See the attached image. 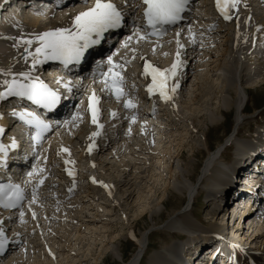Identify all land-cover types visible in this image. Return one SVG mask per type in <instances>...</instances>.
Listing matches in <instances>:
<instances>
[{
	"label": "bare ground",
	"instance_id": "1",
	"mask_svg": "<svg viewBox=\"0 0 264 264\" xmlns=\"http://www.w3.org/2000/svg\"><path fill=\"white\" fill-rule=\"evenodd\" d=\"M261 1L264 2V0H261ZM243 2L244 1L241 0V3L239 5L243 4ZM87 6H88V3L85 4L83 2V0H73L71 2H67L62 8L56 9L55 13L53 14V16H55V19L52 20V21H49V22L48 21H41L43 19V17H41V15H38V16L37 15H30V16L25 15L24 16L23 11L20 8H18L17 11H16V13H14L13 15H10L9 13H6L5 14L6 17L10 16L9 17V20L5 23V25H7L8 23H11V22L12 23H15V24L22 23V22H24V23L25 22H28L29 23V27L32 30H29V29H26L25 28L23 30V32L19 36H24L26 38H31L32 35L35 34V33L47 31V30H50V29H54L56 27H61L62 26L61 24L63 22L70 23L71 18L76 13H78V12L86 9ZM239 8H241V6H239ZM205 13L208 14L209 15L208 18L211 19L210 22L208 21V23L214 22V18H213L214 15H215L214 11L208 10V11H205ZM256 17H259V16H256ZM237 19L238 20H236L237 21V23H236V27H237L236 30H237V32L236 33H238V36L237 37H239L240 41L242 42V46H241V48L239 47V53L240 54L239 55L238 54L235 55V60H239V59L242 60V58L245 55V50L248 51V49H250V47H251V41H252V39L250 38L251 36L249 37V35H250L251 32H253V30L255 31V27H253V28L251 27V24L252 23L250 24L249 13L248 12L247 13L246 12H243V14L242 15H239V17ZM257 19L258 18H256V20ZM254 21H255V19H254ZM1 22H2V18L0 20V23ZM256 24L258 25L259 22H257ZM184 25H186V27L188 29L187 30V34H189V36L192 37V39H195V43H194L193 46H190L187 49H186V46L184 44H181V45H183V47H181L179 49V53H180L179 60L180 61H182V54H184V53L185 54L186 53L188 54L187 56L189 57V60L191 62H193V64L195 63V65H196V63H200L201 60L203 61V59H204L203 57H205L204 60L206 62L210 60V62H211L210 66L211 65H214L218 60H220V58L222 57V55L224 54V52H222V49L220 51L219 45L222 43L223 44V47L222 48H224V46H225L224 44L228 41L226 39H224V40L221 41V38L222 37L225 38L226 35H228L229 32L226 33L223 28L222 29H219L218 28V24H217V29L218 30H216L215 32H212V31L210 32L206 28V26H202L201 25L199 28H198V26H196V27H193L192 26L191 27L192 34H190L189 33V25H190V23H189V25L188 24H184ZM257 29L258 28H256V30ZM259 29H260V31L261 30L264 31V22H263V24H260ZM234 31H235V29H234ZM124 35L125 36H130V35H132V32L129 29H127L125 31V34ZM171 38H172V41H174V42H172L170 44L169 43L167 44L169 46V50H167L166 52H167V54H170L171 53V55L175 56V59L174 60H176L177 59V56H176V52H177V36H176V31L173 32ZM263 38H264V36H263ZM178 39H179V42L182 41V37L181 36H179ZM18 40H19V38H17L16 41H14L13 38H11L9 40V41H13L14 44H16L15 45L16 47L14 49L12 47L10 48V45L7 46L10 49V56H11V54L13 55V58L12 59H9V56L5 57L4 56L5 55L4 53H0V59H1L0 60V69H6L7 70V69L10 68L12 72L19 73V72H26L30 68H32L31 57H28L27 60H25L24 58L20 57L19 52H20L21 48L24 47V46H26V45L23 42H18ZM233 40H235V39L233 38ZM123 42H127L128 43V48L122 47V50H123L122 52L124 54H126L127 57L128 56H131V51H129V49H135V52L136 53H138L140 51L139 53L141 54V56L142 57L145 56L147 58L148 56H153L154 53H157V52H159L162 49L165 50L166 49V46H167L165 43L164 44L163 43L156 44L152 40H139L138 41L135 36H133V39L130 42H128V41H123ZM235 44L238 45L237 43H235ZM11 45H12V42H11ZM36 46L37 45L34 42L33 45L30 47V51H33L34 52ZM237 47L238 46H235V48H237ZM129 53H130V55H129ZM214 56L217 57V58H214ZM134 57H135V55H134ZM212 58H213V60H211ZM135 59H136V57L134 58V60ZM245 61H246V59H245ZM251 61L254 64L253 59ZM260 62H261V60H260ZM203 63H205V62H203ZM235 63H234V65H235ZM238 63H240V61H238ZM241 63L243 64V62H241ZM193 64L192 65H190V64H187L186 65V64H183V61H182V64L178 68V71H177L176 76L174 77V79L172 78L170 80L171 85L175 81H178V85L179 86L177 87V91H176V95L177 96H179V94H182V97H183L184 96V92H187L186 89H188V91H190V93H192V91L189 90V89H192V85L193 84H191V83L193 81H191L189 83L188 87L186 85L188 83V80L192 77V76L190 77V74H192L193 72L196 71V67H194ZM247 64L249 65V62ZM130 65H132V63ZM204 65L207 66V64H204ZM39 66H40V64H37L35 66V69L31 73L32 76L38 74ZM198 66H199V64L197 65V67ZM220 66H218V67H220ZM260 67H262V66H260ZM260 67H258V68H260ZM207 68H209V67H207ZM238 68H239V65H238ZM244 68H246V66ZM232 70H234V69H232ZM239 70H240V68H239ZM235 71H237L236 68H235ZM245 71H247V72L244 74V77L243 78H245V77L251 78V77H255L256 76V71L254 69H252V67H249L247 70L245 69ZM227 72H228V70H227ZM201 73H203V72H201ZM212 73H214V72H212ZM209 74H211V73L207 72V75H209ZM241 74H239V75H241ZM260 74L262 75V72ZM217 75L219 76V74H217ZM220 76H222V75L220 74ZM5 78L10 79L11 76L5 77L4 75L0 74V82H2ZM233 78L234 77H232L231 79H233ZM212 79H214V78H212ZM261 79L262 80L258 84H254L253 87H256L257 88L261 84H264V79L263 78H261ZM206 80H208V79H206ZM215 81L217 82V80H215ZM202 83L203 82H201V84ZM207 83H208V81H207ZM211 84H209V85H211ZM216 84L217 83H215L214 86ZM225 86H227V85L225 84ZM1 87H2V83H0V88ZM231 87H233V86H231ZM218 88H219L218 91L221 94L223 93L225 96L226 95L229 96V100L227 98V100H228L227 102H228V104L231 103L230 106L231 105H235V106L237 105V111H236V115H235V119H236V121H235L236 122L235 132H234V134L232 136H230V138H228L226 140V142H228V140H233V142H235V144H230L227 147L229 149V148H231L232 145L235 146V147H232V149L233 148L235 149V154H236V158H237L234 163H232V164H228V163L227 164H224L223 163L220 166H216L217 163L221 159L225 158L224 157V154L222 152V150L226 146V144L224 143V144L218 146L215 151H213L209 156H207V159L204 162L205 164L202 167V171H201V174L202 175L200 174L201 176H200V178L198 180V183H194V181H193V172L192 171H194L196 168H194L195 167L194 164L192 165L190 163V160L184 162V151L182 152L181 150L178 149L180 147V145H179L178 148H176L177 150H174V151H173V149H175V148L172 149L171 146H167L166 147V145H165V142L166 141L167 142L168 141L170 142L168 144L173 145L172 144L173 141H175L176 139L178 140V138H179L175 134L177 132L180 133V131H178V126H179L180 123L177 121L179 119H176L175 120V119H172L170 116L168 117V114H166V112H164L163 114H160L159 115V121H156V123L158 122V124H159V125H155V128L158 131V132H156V135H157L156 142H154V137L156 136L155 133L154 132H151V131H148L149 130L148 127H146L144 125L141 126V124L143 122L141 119L135 120L132 123L131 122H128V124L131 123V132H133V133H136L137 132L136 134H140V136H141V137H139L140 138L139 139L140 140V144L138 145V147L136 148V145H134L135 147H133V148L130 147L133 144H135V142L134 143L132 142L133 139L130 138L133 135V133L130 132V134L128 136H126V139L124 138L125 140H124V142H122V144L119 143V142L112 143V144H115L116 143L117 149H112V144H110V147H109L108 151L110 152V155L111 154L113 155V156H111L112 158H110L111 160L109 159V161H110L111 164L108 163L107 160H105V161H102L103 159L101 161L99 160L100 161L98 163L99 166L104 167V165H105V167H107V169L108 168L109 169L111 168V169L114 170L115 173L117 171L120 174L121 172L118 171V168L119 167H117L120 164V163H118V162H120V159H122V157H124V158L127 157V160L131 159V160H129V162H127V164L125 163L124 166L121 167L122 170H125L124 172H125V174H127V176L126 175L124 176L125 177V180L122 183L118 179L120 183H117V184L118 185L121 184V188H122L121 191L123 193L120 190L119 191L123 195L124 194H127L128 197L126 199H128V200L131 199V203H137L138 204L139 208H138V210L136 212V218L137 217L138 218H141V217L145 216V214H147L146 212H150L151 209L153 208L152 211H151V213H150V217H151V220H153L155 222L154 225H152L151 227H149L146 230H144L140 234V236L135 237V242L137 243L136 250L133 252V254L131 255V257L127 261H124L123 262V264H140V262H141V260H142V258L144 256V253L147 250L148 245H149V234H150L151 230L154 231V229H158V228H161L162 231H168V232L172 233L173 234L172 237H174V238H181L180 235L187 234L188 235L187 236L188 237V240L186 242H182V241L179 240L178 242H173L171 244H168V246H166L165 248H163L161 250H156L149 257L150 258V262L152 264H175V263L177 264V263H183L184 258L187 259V255L185 254L184 257H180L179 252L182 254L184 252V250L187 247H189L190 244H192L191 243L192 240H200V238L203 239V242H202V245H201V249L202 248L203 249H202L201 257H199V259H197V260H199L201 262H204V263H207V264H221L225 260V257H224L225 244L224 243H226L228 239H231V240L234 239V237L235 238H238L245 245L247 244L254 251H259V253L257 255H255L254 261H252V263H249V264H264V211H263L262 206H261V204L263 203L262 200L259 201L260 203L257 202V201L253 202V203H255V205H257L256 209H255V207L253 208V204H250V202H244L243 204L242 203H239V205L232 204L231 205L232 206V210L230 212L229 211H224L223 217L224 218H227V216L229 215V218L231 219V222L234 221V223L231 224L230 228H232L235 232L232 230V232L229 233V230H228L226 232L225 238L222 241L219 240V241L213 242V243H207L210 240L208 238V236H207L209 234L208 232H210L212 230H219V229L224 230V228L223 227L221 228L220 224H218V223L215 224V226L213 225L214 227H211V228L210 227H206V226H204L199 221V219L195 218L193 216V214H192V210H193L192 208H193V206H195V203L198 201V198H196V196L198 194L199 195L202 194L200 192H202L204 190L203 192L206 193V197L207 198L214 197V195L219 191V190L216 189V185H217L216 179H219V178L223 177L224 178L223 186H225L226 184H228V181H226V177H228V175L230 176V174H232V166H234L238 161H241L246 155H248L251 151H253L257 147V145L259 146V144L262 141H264V131H261V132L259 131V133L256 132L254 134V137L255 138L253 137L252 140L251 139L248 140L250 137H248L247 139H240L241 138L240 136H241V133H242L241 125L243 124V121H244V114H246L245 113L246 104H247L248 100H250L252 98L251 95H250V91L253 90V89L252 88H249V87L247 89L246 88H243V91L241 93L239 92L237 94L235 90H232L230 88L227 89L226 87H224V85L223 86H220ZM195 89H197V88H195ZM213 89L214 88L212 87V90ZM0 91H4V90L0 89ZM208 92H209V90H208ZM213 93H214V90H213ZM216 94H218V93H216ZM195 95H197V94H195ZM198 95H200V94L198 93ZM185 98H187V97H185ZM194 98H196V97H194ZM207 98H204V99H207ZM169 101L170 100H168L167 102H169ZM1 103H2V99H0V105H1ZM164 104H166V102H164ZM187 104H189V103L187 102ZM219 104H220V102H219ZM196 106H198V105H196ZM112 107H115L116 108L117 106L114 105ZM192 107H194V106H192ZM203 107H201V108H203ZM215 107H217V106H215ZM198 108L199 107H197L196 110H198ZM231 108H232V106L229 109L226 108V110L220 109L219 112L225 118V113L224 112H227V113L230 114L231 113ZM200 110H203V109H200ZM77 111H79V109H74L73 110V112H77ZM214 111H215V108H214ZM217 111H218V108H217ZM116 112H118V111H116ZM215 112H214V114H216ZM176 113L178 114L179 112L177 111ZM210 114H212V112ZM83 118L84 117L81 114V116L75 121L74 124L73 123L66 124L65 126L67 127V130L64 133L57 134V137H56V140L59 141V145L56 148V150H57L56 154L59 155L60 158H63L64 163H65L66 160L70 161L67 165L65 164V167L64 168H68L69 171H71V172H72V170H75V161L72 158L71 151L67 147V144L62 143L63 142L62 140L64 138L63 137L64 134L65 135L66 134H69V135H71V136L74 137L76 135V132L79 131L80 128L81 129L83 128L82 127V123L85 120ZM71 119H72V115H71V117L68 120L70 121ZM5 120L3 119V117L0 116V123H1V121H5ZM218 121H219V117L217 115H215V118L211 122L214 125ZM181 124H180V126H181ZM141 127H143V129H144L143 132H141ZM84 131H85V129H84ZM109 132L112 133L113 131L110 130ZM207 133H205V140H206V143H207V147L211 150V147H210V144H209V140H208V134ZM80 134L81 133H79L78 135H80ZM78 135H76L75 138H77ZM187 135H185V136H187ZM135 137H136V135H135ZM92 138L93 137H90L88 135V132H87L86 133V139H83L82 140V143L85 140L84 145H81V143H80V145H78V144H75V145L78 148L82 147V150L87 151V153H89L88 152L89 151V145L91 144V141L90 140H92ZM136 138H138V137H136ZM179 139L181 141L180 142V144H181L182 141L184 139H186V137L185 138L184 137H181ZM46 141L47 140H45L43 146L46 145ZM184 141H186V140H184ZM131 142H132V144H131ZM138 142H136V143L138 144ZM48 145H49V147H47V148L50 149V144H48ZM181 147H182V144H181ZM62 148L68 149V151L67 152L61 151ZM208 148L206 150H208ZM131 149L136 150L135 152L137 153V155L139 157V160H135L134 157L133 158L131 157L134 154L133 151H131ZM196 151L198 152V150H196ZM99 152H100V150H99ZM197 154L201 155L202 154V151L198 152ZM44 155H46V151H45ZM193 155H194V153H193ZM82 158H83V156H82ZM168 158H169V161L170 162H173L174 164L176 163V166H177L176 168L177 169L172 168L170 165L168 166L167 164H166L167 165V167H166V165H165L166 162H164V161L166 159H168ZM94 159L96 160V158H94ZM95 160H92V161H94V163H96ZM116 162L118 163V165H117ZM121 162H122V160H121ZM167 162H168V160H167ZM58 164H61V163H57L56 165H58ZM48 165L49 164H47V166ZM79 165L80 164H78V166ZM85 166H87V164ZM120 166H122V165H120ZM105 167H104V169H105ZM81 168H83V167H81ZM56 169H57V167H56ZM97 169L98 168H95V170H97ZM58 170L60 171V168H58ZM78 170H79L78 171V181L79 180L81 181V179H87V180H90L91 179L93 181V178H95V176H96L94 174V172H93L94 169L92 171L91 169L88 168L87 170H84L83 169L84 170L83 171V170H80V168H78ZM99 170H101V169H99ZM167 170H168V172H166ZM96 173L99 174L98 171ZM112 174H114V173L112 172ZM99 175L101 176V174H99ZM107 175H108V173H107ZM249 175L250 174H244V179H250V176ZM115 176H117V175H115ZM251 176L253 177L252 174H251ZM115 178H118V177H115ZM119 178L121 179L122 176L119 177ZM104 179H102V180L96 179V181H99V186L92 184V187H89L88 186V187L82 188L81 191L78 190V192L76 193L77 194V198L75 196V199L72 200V203H75L76 202L78 204V206L81 207L80 208V211H78V212H81V214L78 213L80 216L79 215H77V216H79V217L82 216V218H79L78 221L80 219L81 220H84V221H87V223H88L87 225L88 226L87 225H85V226L88 229H90L89 232H92L91 230L94 229L95 231L94 230L93 231L95 233H98L99 232L98 234L102 233L100 231L102 228L99 229L97 227L96 222H95L96 221L95 219H93V220L90 221V218H86V217H90V216L88 214L89 212H87V214H86L84 212V210L85 209H87L88 211L89 210L90 211L91 210H94V211L96 210V207H97L96 202L98 200V196L97 195H103L102 197H104V200H106L105 199L106 197L104 195H109L110 196V195L115 194L114 193L115 187H119V186H115L114 187V184L115 183L113 184L112 179H110V178L108 180L107 179L104 180ZM118 180H117V182H118ZM161 180H164L166 182L165 186H163V187H165L164 188L165 189L164 191L166 193H168L167 190H169V188L171 186V187L175 188L177 190V192L179 191V193H181L182 195H186V200L187 201H186V203L184 204V206L182 208L176 209L172 213V215L169 216L168 219L164 220L163 223H158L157 224V220H158L157 218L158 217L160 218V214L161 213L158 214L156 212V210H155V207L156 206L155 205H158V203H160V205H163L165 207V201L163 200V198L161 196H157L156 197V193L158 191L157 190L158 185L160 183H162ZM64 183H65V185L67 184L66 182H64ZM81 184H79V185H81ZM105 185H107V187H105ZM161 185H159V186H161ZM81 186H83V185H81ZM64 187H65V191L67 192L69 190V184H67ZM66 194H68V192ZM150 195L156 197L155 201L153 200L154 202H152V201L149 200V196ZM66 196L67 195H60V197H58L59 198L58 199V198L50 195V193H49L47 199H44L45 197H39L38 200H37V202L33 204V206L35 208L29 214L30 215L29 216V219L32 220V223H31L32 225L29 224V223H27V220L25 219V217H23V222H21L20 216L17 215V216L14 217V219L12 221L15 224V232H14V234L22 242H24V241L25 242H24L23 245L21 244V245L15 246L12 249V253H9V254L7 253L8 255L6 254L5 257L2 260H0V264H47L46 262L43 263L44 262L43 260H47L48 257H46L45 259H42L43 258V255L44 256H47V255L50 256L51 255L55 259L56 255H54L55 253H53L55 251H54L53 247H51L53 244L52 245L50 244L49 245L50 247H49L47 245V242L48 241H46V238H45L44 234H42V235L40 234V232H44V229L40 226L41 223L39 221H40L41 218H44L46 224H49V226L47 228V230H48L47 232L53 231V228L51 230V227H53V225L56 224V221H58L60 219V218H58V216H56V214L54 213V210L53 209H55V208L62 209L63 207H62L60 201L63 199L62 200L63 202H68L65 199ZM119 196H121V195H119ZM116 197H118V196H116ZM118 198H120V197H118ZM94 200H96V202H94ZM99 203L101 204V202H99ZM110 203L111 202H109V206H110ZM153 203H156V204L154 205ZM102 204H104V203H102ZM203 204L204 203L201 202L200 205H203ZM33 206H31V207L33 208ZM103 207H105V206L103 205ZM208 208H209V206H208ZM100 209H101V207H100ZM87 210H85V211H87ZM33 212L35 213V218H33ZM83 212L85 213L84 215H83ZM106 212H107V209L105 208V213ZM156 216H157V218H156ZM73 217H75V216H73ZM101 217H102V215L100 216V218ZM94 218H96V217H94ZM246 219L248 221L247 226L245 224ZM66 223H65V225H66ZM9 225L10 224L8 223V226ZM33 225L35 227H37L38 229L37 230H32L30 228V226H33ZM79 225H78V227H79ZM34 226H33V228H34ZM104 226H102V227H104ZM78 227L76 226L75 234L71 233V236H70V240H71L70 241L71 242V247L70 248L73 249L74 253L77 251V249H78V251L80 250V248L78 246L79 245L78 243H81L80 244L81 246L84 245V242H86V244L89 243L87 241H84L83 244H82V241L83 240H81V241L78 242V239H79L78 235H79V233L81 231L80 229H78ZM106 227L107 226H105L104 228H106ZM72 228L73 227H71V230H72ZM61 229H63V228H61ZM98 229H99V231H98ZM227 229H229V228L227 227ZM73 230H75V229H73ZM33 231L34 232H38L39 233V236H40V244H39L40 249L38 248L40 250L39 254L36 251H33V247L31 245L32 243L28 242V237L30 236L31 233H33ZM68 232L70 233V229H69ZM93 233H91V234H93ZM65 234H67V233H65ZM80 235L83 236L82 234H80ZM118 235L119 234L111 235V237H109L107 243L102 242V243H104V245H102V246H104L103 249L101 247L102 251L101 252L99 251L100 253L97 254L98 256L97 257H94L96 259L92 260L91 258H89V259H91V262L89 264H98L100 262L99 260H101L104 257V254L108 250V247H112L113 246L115 248L114 243L118 240ZM58 236H61V235L59 234ZM101 236H103V235H101ZM53 238L55 239V236ZM65 238H66V236H65ZM86 239L88 240V238H86ZM62 241H64V239ZM67 242H69V241H67ZM70 242H69V244H70ZM61 243H63V242H61ZM61 243H60V245H61ZM91 244H94V243H91ZM55 246H56V244H55ZM77 246H78V248H77ZM57 247L56 248L54 247V248L57 249ZM64 247H63V249H64ZM84 247H85V245H84ZM84 247H82V248H84ZM61 251L62 250H60V256L63 255V253ZM73 251L70 250V249H69V251H67L68 253H66V251H65V253H66V259L67 260L65 258H62V259L68 261L69 259L72 258L74 260V262L75 261H78V259H77L78 256L76 255V253L73 256L71 255ZM89 251H90V249H89ZM58 252H59V250H58ZM120 252H121V250H120ZM85 253H87V254H85L86 255L85 257H87V256L89 257V256H91V254L94 255L93 252L90 253V252L87 251ZM82 254H83V252H82ZM61 257H64V256H61ZM66 261H65V263H66ZM59 263H61V261ZM78 263H80V262H78Z\"/></svg>",
	"mask_w": 264,
	"mask_h": 264
},
{
	"label": "rangeland",
	"instance_id": "2",
	"mask_svg": "<svg viewBox=\"0 0 264 264\" xmlns=\"http://www.w3.org/2000/svg\"><path fill=\"white\" fill-rule=\"evenodd\" d=\"M254 5H255L254 6L255 9L254 10H251V8L249 7V5L244 3V8L241 9L242 11L245 10L246 13L248 12L249 15H251L250 16V24L252 23L251 24V27L252 28L255 27V31L253 30L254 33L251 32L250 35H249V37L251 36L250 38L252 39V48L250 49V52H249V50L248 51L245 50V55L242 58V60L241 59L235 60V55L239 52V47L242 46L241 42L239 43V41H238L239 40L238 39L239 37H237L238 36V33H236L237 32V30H236L237 29L236 23L234 21L233 22H227V23L220 22L219 23L220 28H223L226 33H228V32L229 33H228V35H226L225 38L221 36L222 37L221 38V41L224 40V39H226L228 41L224 44L225 45L224 48H222L223 47V44L222 43L219 45L220 51L222 49V52H224V54L222 55V57L220 58V60L217 61L219 64L216 62L218 65L215 63L214 65H211L210 66V64H211L210 60L206 62L204 60L205 57H203L204 58L203 61L201 60L200 63H196V65H195V63L193 64V62H191L189 60V57L187 56L188 54L187 53H186L187 55L184 54L183 55V58H182L183 59V62L186 61L187 64H190V65L193 64V66L196 67V71L193 72L192 74H190V77L191 76L192 77L188 80V83L186 85L188 87V85H189V83L191 81L194 82V83L193 82L191 83V84H193L192 85V89H189V90L192 91V93H190V91H188V89H186L187 92H184V96H183L184 98L182 97V94H179V96H174V99H173L172 102L166 104L167 107H169V109H168V117L170 116L172 119H175V120L176 119H179L177 121L180 124L182 123L181 126L178 123L179 124L178 131H180L181 134L179 132H177L178 134L176 133L175 135L178 136L179 138H181V137H184L185 138L186 137V139H184L186 141H184V140L182 141V143H181L182 144V147H181V144H180L181 141H180L179 138H178V140L176 139L175 141H173L172 144L174 146L171 145V144H168V143H170L169 141L168 142L166 141L165 142V145H166V147L167 146H171L172 149L175 148V149H173V151L174 150H177L176 148H178L179 145H180V147L178 149L181 150L182 152L184 151V162L190 160V163L192 165L194 164V166H195L194 168H196L194 171H192L193 172V181H194V183H198V180H199V178L201 176L200 174H201V171H202V167L205 164L204 162L207 159V156H209L210 155V152H211L210 149L207 147V143H206V140H205V133L208 132L207 134H208L209 144H210L211 150L214 151L218 146L224 144V142L228 139V137L230 138V136H232L234 134L235 128H236V126H235L236 125L235 115H236V111H237V105L236 106L235 105H231L232 106L231 113L229 114L227 112H224L225 113V118H224L220 114L219 110L220 109L226 110V108L229 109L231 107L230 106L231 103L228 104L227 101L229 100V96L226 95L227 96L226 97L223 93H222L223 94L222 95L218 91L219 90L218 87L224 85V87H226L227 89L230 88L232 90H235L237 94L239 92L241 93L243 91V88H246V89L248 87L249 88H252L253 90L250 91V95H251L252 98L250 100H248V102L246 104V108H245V113L246 114H244V121H243V124L241 125L242 133H241V136H240L241 138L240 139H247L248 137H250L248 140H250V139L252 140V138L254 137V134L256 132L259 133V131L260 132L261 131H264V84H261L257 88L256 87H253L254 84H258L262 80L261 78L264 79V75H263L264 74V68H263L264 67V63H263L264 62V38H263L264 31H262V30L260 31V29H259L260 24H263V22H264V2L261 1V0H255ZM256 16H259V17H256ZM256 18H258V19L256 20ZM44 19L49 22V21L54 20L55 19V16H53L51 10H48L46 16H44ZM254 19H255V21H254ZM257 22H259L258 25L256 24ZM26 23H27L26 25H29L28 22H26ZM256 28H258V29L256 30ZM234 29H235V31H234ZM233 38L235 40H233ZM184 41L187 42V40H185V39H184ZM235 43H237L238 45H236ZM235 46H238V47L235 48ZM167 49H168V45L166 46V49L165 50L162 49L159 52L154 53V56H156L159 59V61H163L164 60L165 63L170 62L169 59H168L169 58L168 57V54H165L166 51H167ZM214 58H217V57L214 56ZM245 59H246V61H245ZM252 59L254 61V64L251 61ZM211 60H213V58ZM260 60H261V62H260ZM238 61H240V63H238ZM203 62H205V63H203ZM235 62L239 65L240 70L238 68V65ZM241 62H243V64ZM248 62H249V65L247 64ZM234 63H235V65H234ZM133 64H134V67L136 68V66H137L136 61H134ZM198 64H199V66L197 67ZM204 64H207V66L204 65ZM218 66H220V67H218ZM245 66H246V68H244ZM260 66H262V67H260ZM207 67H209V68H207ZM249 67H252V69H254L256 71V76L255 77H251V78L245 77L246 78L245 79V78H243L244 77V74L247 72V71H245V69L247 70ZM258 67H260V68H258ZM235 68H236L237 71H235ZM232 69H234V70H232ZM227 70H228V72H227ZM201 72H203V73H201ZM207 72H209L211 74L207 75ZM212 72H214V73H212ZM261 72H262V75L260 74ZM217 74H219V76ZM220 74L222 76H220ZM239 74H241V75H239ZM232 77H234V78L231 79ZM212 78H214V79H212ZM204 79L205 80L208 79V80L205 81ZM215 80H217V82ZM207 81H208V83H207ZM201 82H203V83L201 84ZM215 83H217L216 84L217 86L215 85L216 87L214 86ZM209 84H211V85H209ZM225 84L227 86H225ZM231 86H233L234 88L231 87ZM212 87L214 88L213 89L214 90V93H213ZM195 88H197V89H195ZM208 90H209V92H208ZM198 93L200 95H198ZM216 93H218V94H216ZM195 94H197V95H195ZM185 97H187V98H185ZM194 97H196V98H194ZM204 98H207V99H204ZM227 98H228V100H227ZM186 101L189 104H187ZM219 102H220V104H219ZM196 105H198V106H196ZM192 106H194V107H192ZM200 106L201 107L204 106L206 109L204 107L201 108ZM215 106H217V107H215ZM197 107H199L198 110H196ZM214 108H215V111L216 112L214 111ZM217 108H218V111H217ZM200 109H203V110H200ZM177 111L179 112L178 114L176 113ZM211 112H212V114H210ZM214 112L216 114H214ZM215 115H217L219 117V121L216 122V124L213 125L211 121H213V119L215 118ZM85 127H86L85 128V131H84L83 128L82 129L80 128V130L76 132V135H78L79 133H81L80 135H78L77 138H75L76 135L74 137L71 136V135H64L63 136L64 138L62 140L63 141L62 143L67 144V147L71 151L72 158L75 161V170L72 172L73 175H71L70 178L68 177V178L63 179V182H66L67 183L71 179H78V171H79L78 168H80V170H83V169L84 170H87L89 168L92 171L94 169L93 172L96 175L95 176V180L96 179L102 180L104 178L108 180L110 178V179H112L113 184L115 183L114 184V187L115 186H119V187H116L118 189H116V191L114 192L115 194L110 195V196L109 195H104L106 197L105 198L106 200H104V197H102L103 195H97L98 196L97 202H96V200H94V202H96V205H97L95 211L94 210H91V211L89 210L88 211L87 209H85L87 211L84 210V212L86 214H87V212H89L88 214H89L90 217H86V218H90V221L93 220V219H95L96 220L95 222H96L97 227L99 229L102 228L100 230L102 233H100V234H98L99 232L98 233H95L94 232L95 230L92 229V228H91L92 229L91 230L92 232H89L90 229H88L85 226V225L88 224L87 221H84V220H81V219H80L81 221L79 220L80 222L78 221L79 218H82V216L79 217L80 216L79 214H81V212H78V211H80V208L81 207H79L76 202L75 203H72V200L75 199V197L70 198L68 200V202H62L61 203V205L63 207L62 209H60V208L53 209L54 210V213L56 214V216H58V218H60L58 221H56V224H54L53 227H51V230L53 228V231L47 232L48 231L47 230L48 225L45 224V223H41V224H42V228H44V230H45V232H43L42 234H44V236L46 238V241H48L47 242V245L48 246L50 244L51 245L52 244L54 245V246L52 245L51 247H53V249L55 251L53 253H55L54 255H56V257L54 259L51 255L50 256L52 258L50 256H48V255L47 256H44L42 254L43 255V258L42 259H45L46 257H48L47 260H43L44 261L43 263L46 262L47 264H52V263L53 264H58L61 261V263H59V264H67V263L68 264H77L78 262H80L78 264H81V263L82 264H89L91 262V259L92 260L96 259L94 257H97L98 256L97 254H99L102 251V249L104 247L102 245H104V243H107L108 242L109 237H111V235L119 234L118 235V240L114 243L115 248L113 246L112 247H108V250L104 254V257L101 260H99L100 262L98 264H123V262L124 261H127L131 257V255L133 254V252L136 250L137 243L135 242V237L140 236V234L144 230H146L147 228L151 227L155 223L153 220H151V217H150V213H151V211H152L153 208L151 209L150 212H146L147 214H145V216H143L141 218H138V217L136 218V212H137V210L139 208L138 204L137 203H131V199L130 200L126 199L128 197L127 194H124L123 195V194L120 193V191L122 190L121 184L118 185L117 183L123 182L125 180V177L124 176L125 175L127 176V174H125V172H124L125 170H122L121 167H123L125 163L127 164V162H129V160H131V159L127 160V157H125V158L122 157V159H120V162L117 161L118 163H120L119 165L116 162L117 165H118V166L117 165L116 166L119 167L118 168V171L121 172L120 173L121 175H120L117 171H116V173H117L116 174L114 172V170L111 169V168L110 169L109 168L107 169V167H105V165H104V167H105L106 170L104 169V167L98 165V163L102 159L105 160V158L107 157V154L104 155L102 152H97V151H95V152L93 151L91 153L90 152L87 153V151L82 150V147L78 148L75 145V144L80 145V143H81V145H84V142L82 143V140L83 139H86V133L89 131L88 130L89 129V125L86 124ZM136 133H133V135L131 137V139H133L132 142L133 143L135 142V144H133L132 146H130L131 148L135 147L134 145H136V148H137L138 145L140 144V140H139L140 138L139 137H141V136H140V134H136ZM135 135L138 138H136ZM185 135H187V136H185ZM56 137L57 136H54L50 141H48V144H50V147H53V150L52 151H51V149H48V157H49L50 160H53L54 159V161H58V162L61 163L60 166L57 167L56 173L58 175H63L64 173H66V170L63 169L65 167V163L63 161V158H60L59 155L56 154V152H57L56 148L59 145V141L56 140ZM120 142L122 144V142H124V139L122 138V140ZM132 142H131V144H132ZM136 142H138V144ZM114 147H117V145H114ZM232 147H234V145H232L231 148L227 149V151L223 153L225 158L221 159L220 160L221 162L219 161L216 166H220L221 164H223L224 163L223 162L224 160H227V161L230 160L228 164H232V163H234L236 161L235 160V156H234L235 155V149L234 148L232 149ZM207 148H208V150H206ZM196 150H198V152L202 151V154L201 155L197 154L198 152ZM131 151H133V153H134L133 154L134 156L132 155L131 157L132 158L134 157L135 160H139V157H138L137 153L135 152L136 150L131 149ZM193 153H194V155H193ZM82 156H83V158H82ZM94 158H96V160ZM92 160H95L96 163H94V161H92ZM121 160H122V162H121ZM167 160H168V162H167ZM164 162H166L165 165L167 164L168 166L170 165L172 168L177 169L176 168L177 167L176 166V163L174 164L173 162H170L169 161V158L166 159ZM78 164H80V165L78 166ZM86 164H87V166H85ZM120 165H122V166H120ZM167 165H166V167H167ZM81 167H83V168H81ZM58 168H60V171L58 170ZM95 168H98V169L95 170ZM99 169H101V170H99ZM95 171L96 172L98 171V173L101 174V176L99 174H97ZM111 171L114 174H112ZM166 172H168V170ZM107 173H108L109 176L107 175ZM115 175H117V176H115ZM121 176H122V178L120 179L119 177H121ZM115 177H118V178H115ZM115 179H116V182H115ZM118 179L120 180V182H119ZM117 180H118V182H117ZM81 181L86 184L90 180L81 179ZM161 182L162 183H160L159 185H161V184L162 185L161 186L158 185V188H157L158 191L156 193V197L157 196H161L163 198V200L165 201V207L163 205H160V203H158V205H155L157 202L156 203H153L156 206L155 207L156 212L158 214L161 213L160 214V218L159 217L157 218V216H156V218L158 219L157 220V224L158 223H163L164 220L168 219L169 216L172 215V213L176 209L182 208L184 206V204L186 203V201H187L186 200V195H182L181 193H179V191L177 192V190L175 188L171 187V186H170L169 190H167L168 193H166L164 191L165 190L164 189L165 187H163V186H165L166 182L164 180H161ZM92 184L99 186L97 184V182H93L92 181L91 182V185L89 183V187H92ZM55 191H57V189H55ZM203 191L200 192L202 194H200V195L198 194L196 196V198H198V201L195 203V206H193V208H192L193 209L192 210L193 216L195 218L199 219V221L204 226H206V227H210L211 228V227H214L215 224L218 223V224H220L221 228L222 227L224 228V231L227 232L229 230V233L232 232L233 229L230 228V226H231L232 223H234V221L231 222V219L229 218V215L227 216V218H224L223 217V214L219 215V214H217L215 212H210L209 211V208H208V206L210 204V202H209L210 198H207L205 196L206 193L203 192ZM115 195L118 196V197H120L121 199L118 198V197H116ZM119 195H121V196H119ZM150 196H149V200L152 201V202H154L155 199H156V197L155 196H152V195H150ZM76 198H77V195H76ZM99 202H101V204ZM109 202H111L110 203V206H109ZM201 202L204 203V204L203 205H200ZM102 203H104V204H102ZM103 205L105 207H103ZM100 207H101L102 210L100 209ZM105 208L107 209V212L106 213H105ZM84 212H83V215L85 214ZM77 215H79V216H77ZM101 215H102V217L100 218ZM73 216H75V217H73ZM94 217H96V218H94ZM41 221H43V220H41ZM65 223H66V225H65ZM245 224L247 226V224H248L247 219H246ZM78 225H79L80 228L78 227ZM104 225L107 226V227L104 228L105 227ZM76 226L78 227V229L81 230L80 233H79V235H78V237H79L78 242L81 241V240H83L82 241V244H83L84 241H87L89 243L86 244V242H84L85 247H84V245L81 246L80 245L81 243H78L79 244L78 246H79L80 250L78 251V249H77V251L75 252L76 255L78 256L77 257L78 261H75L74 262V260L72 258L69 259L68 261H66L67 260L66 259V253H68L67 251H69V249L73 251V249L70 248L71 247L70 236H71V233L75 234ZM102 226H104V227H102ZM71 227H73L72 230H71ZM227 227L229 229H227ZM61 228H63L64 230L61 229ZM68 228L70 229V233L68 232L69 231ZM73 229H75V230H73ZM99 229H98V231H99ZM65 233H67V234H65ZM91 233H93V234H91ZM57 234L58 235L60 234L62 237L65 235L66 238H65V236L62 238L61 236H58ZM80 234H82L83 236H81ZM53 235L55 236V239L53 238L54 237ZM101 235H103V236H101ZM172 235L173 234L170 233V232H168V231H162L161 228L154 229V231L151 230V232L149 234V245H148L147 250L144 253V256H143L140 264H152L150 262V258L149 257H150V255L153 252H155L156 250H161V249L165 248L166 246H168V244H171L173 242H178L179 240L182 241V242H186L188 240V237L186 235H184V234L180 235L181 238H174V237H172ZM86 238H88V240ZM63 239H64V241H62ZM67 241H69L70 244ZM28 242L32 243L31 245L33 247V251H36L39 254V252H40V250H39L40 249V246H39V244H40V236H39V233L33 231V233H31L30 236L28 237ZM61 242H63V243H61ZM90 242L91 243H94V244H91ZM102 242H104V243H102ZM60 243H61V245H60ZM55 244H56V246H55ZM62 246L63 247L65 246L64 249H63ZM78 246H77V248H78ZM54 247L55 248L57 247V249H55ZM82 247H84V248H82ZM101 247H102V249H101ZM89 249H90V251H89ZM58 250H59V252H58ZM60 250H62L61 252L63 253V255H61V256H64V257H61L60 256ZM120 250H121V252H120ZM65 251H66V253H65ZM87 251L90 252V253L93 252L94 255L91 254V256H89V257L87 256L88 258L85 257L86 256L85 254H87L85 252H87ZM82 252H83V254H82ZM75 253L73 251L71 255L73 256V255H75ZM199 257H201V253L196 258L199 259ZM62 258H65L66 260H63ZM89 258H91V259H89ZM65 261H66V263H65Z\"/></svg>",
	"mask_w": 264,
	"mask_h": 264
},
{
	"label": "snow or ice",
	"instance_id": "3",
	"mask_svg": "<svg viewBox=\"0 0 264 264\" xmlns=\"http://www.w3.org/2000/svg\"><path fill=\"white\" fill-rule=\"evenodd\" d=\"M85 4L88 0H83ZM126 5L127 0H122ZM241 0H215V7L217 12L224 20H231L233 18V12L238 8ZM189 0H141L139 7L142 9L141 15L145 21L144 27L149 31L142 33L139 27L134 25L132 35L127 36L125 41L130 42L133 36L137 40H143L146 36H160L163 35L167 28L166 26L176 25L183 19V14L188 9ZM39 14V13H37ZM125 23V16L122 9L114 2V0H94V3L86 9L76 13L70 20V26L68 27H56L47 31L35 33L31 38L21 36L18 42H23L25 47V57H31L32 68L26 72L14 73L11 69H0V74L5 77L11 76L12 79L5 78L2 85L5 86L4 91H0V99H5L10 96L26 97L33 103L40 105L46 109L54 108L60 101V95L57 91L48 87L38 77L32 76V71L37 64H42L46 61H59L65 68L69 64H79L81 59L85 56V53L92 46L101 42L104 34L112 29L120 28ZM211 27V26H210ZM189 33L192 34L191 26L189 25ZM180 33L177 32V59L174 60L169 68L160 69L152 66L149 62L144 61L143 74L151 77V83L147 85V92L151 96L154 93H158L161 100L168 101L172 99V94L177 90L178 81H175L171 88L168 87V81L176 76L178 68L181 66L182 61L179 60V49L183 45L179 42ZM194 35V34H193ZM36 43L34 52L29 48ZM195 43V39L192 41ZM121 46L128 48L127 42H121ZM135 54V49H129ZM115 55V53H113ZM143 59V57H141ZM130 61H124L123 64H117L113 62L112 55L107 57L108 69L106 72H101L103 78V84L106 89H109L112 94L119 100L124 95L122 71ZM103 63V61L98 62ZM58 83H64V87L70 90V82H63L61 77H57ZM95 82V80H94ZM88 109L91 113V122L97 126V129L102 128L97 121L98 112V100L95 92L88 98ZM125 108H135L136 104L132 100L124 101ZM78 108V106H77ZM112 116H116L115 112L111 113ZM13 115H18L19 118L26 124L36 129L35 135L32 139H37L40 134L47 129L50 125L43 119L37 116L35 113L28 111H21L17 113L13 110ZM81 116L79 111L72 113V119L65 120V124L75 123V121ZM136 116L133 115L131 121L134 122ZM5 129L0 127V133H3ZM144 129L141 127V132ZM131 132V123L129 124V134ZM99 135V132H92L91 137ZM17 146L15 139L11 140L10 145L0 144V153L6 154L8 148H15ZM92 145H89L91 150ZM61 151L67 152L68 149L62 148ZM70 161L66 160L67 165ZM37 171L35 165L33 170L28 172L29 177L33 176ZM43 173L44 169H39ZM69 175H73L69 172ZM43 176L40 177L39 184L43 183ZM29 181H25L28 183ZM93 182H96L93 178ZM37 187L33 188L31 199L28 201L29 205L36 203L38 200ZM73 187L75 183L73 182ZM107 187V185H105ZM72 189L70 188L69 191ZM26 199L24 189L19 184L9 183L7 185H0V207L5 209L19 208V216L21 222L25 215L22 201ZM33 218L35 213L33 212ZM18 235V234H17ZM7 243V237L2 224H0V251H3Z\"/></svg>",
	"mask_w": 264,
	"mask_h": 264
}]
</instances>
